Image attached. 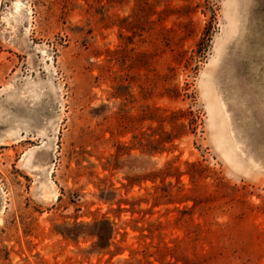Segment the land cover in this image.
Masks as SVG:
<instances>
[{
  "label": "rangeland",
  "instance_id": "obj_1",
  "mask_svg": "<svg viewBox=\"0 0 264 264\" xmlns=\"http://www.w3.org/2000/svg\"><path fill=\"white\" fill-rule=\"evenodd\" d=\"M0 264H264V0H0Z\"/></svg>",
  "mask_w": 264,
  "mask_h": 264
},
{
  "label": "bare ground",
  "instance_id": "obj_2",
  "mask_svg": "<svg viewBox=\"0 0 264 264\" xmlns=\"http://www.w3.org/2000/svg\"><path fill=\"white\" fill-rule=\"evenodd\" d=\"M216 97H217V104H218V112L219 113L221 112V114H224V109H223L222 102L220 101L218 96H216Z\"/></svg>",
  "mask_w": 264,
  "mask_h": 264
},
{
  "label": "trees",
  "instance_id": "obj_3",
  "mask_svg": "<svg viewBox=\"0 0 264 264\" xmlns=\"http://www.w3.org/2000/svg\"><path fill=\"white\" fill-rule=\"evenodd\" d=\"M104 224H105V222H101L100 221V222H98V223L95 224V227L98 226V229L103 230L104 229V227H103ZM103 236H101V239L102 240H104V237ZM103 245H105V244H103Z\"/></svg>",
  "mask_w": 264,
  "mask_h": 264
}]
</instances>
